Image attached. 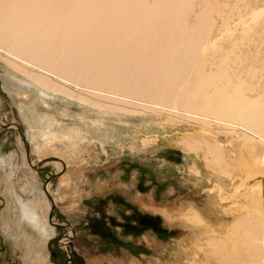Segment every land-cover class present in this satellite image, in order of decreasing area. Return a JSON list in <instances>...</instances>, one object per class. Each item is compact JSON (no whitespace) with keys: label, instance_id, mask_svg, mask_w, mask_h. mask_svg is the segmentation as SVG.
Returning a JSON list of instances; mask_svg holds the SVG:
<instances>
[{"label":"bare ground","instance_id":"6f19581e","mask_svg":"<svg viewBox=\"0 0 264 264\" xmlns=\"http://www.w3.org/2000/svg\"><path fill=\"white\" fill-rule=\"evenodd\" d=\"M261 1L254 0L255 4ZM250 6L245 17L239 11L238 33L229 38L227 46L213 45L218 56L225 58V69L215 70V60H210L209 71L201 73L194 60L207 52L214 15L221 16L223 26L230 22L218 0H0V61L24 84L15 94L32 106L49 109L51 101L59 98L93 112L88 127L74 122L66 126L38 113L37 124H31L30 129L34 150L39 152L48 145L58 149V142L69 154L83 150V143L104 150L98 134L105 131L118 141L123 128L131 134V143L140 138L142 146L154 145L160 136L151 134L148 139L144 134L159 129L169 136L172 129L168 128L173 127L164 123L161 115H165L182 124H196L189 126L194 130L174 128L181 135L179 144L186 153L203 150L204 157L226 175L231 174L225 166L227 152L243 150L245 163L258 175L253 202L264 200V94H247L264 85L253 81L264 76V62L259 72L252 63L244 65L241 57L247 53L246 41L256 42L254 39L264 34V3ZM241 68L247 69L248 81L238 73ZM219 77L225 79L224 87L217 86ZM103 114L113 115L110 128L104 126ZM75 116L86 121L84 114ZM208 125L217 133L222 128L225 135L215 133L209 140L204 127ZM117 126L121 127L118 133ZM51 162L57 168L65 166L61 159ZM12 165L11 155L0 157V168L9 169L7 180ZM191 166L198 174L195 161ZM46 183L43 188L47 192ZM8 189L16 226L29 224L41 239L48 237L52 227L46 215L38 213L35 203L22 200L13 186ZM190 218L201 222L196 212L186 216L188 221ZM241 218L246 219L237 235L236 253L243 249L246 257L241 264H264V212L254 215L246 210ZM252 218L260 219V229ZM11 233L18 240V234Z\"/></svg>","mask_w":264,"mask_h":264},{"label":"rangeland","instance_id":"374dc122","mask_svg":"<svg viewBox=\"0 0 264 264\" xmlns=\"http://www.w3.org/2000/svg\"><path fill=\"white\" fill-rule=\"evenodd\" d=\"M218 2L225 16H230V22L223 26L221 16L214 15L207 52L194 60L201 73L209 71L210 60H215V70L225 69L226 60L218 56V49L213 45L226 47L229 38L238 33L239 11L245 17L250 5L264 3ZM260 37L263 39H254L256 42L246 41L247 53L241 56L244 65L252 63L259 72L264 62V34ZM212 52L217 53L212 55ZM8 69L0 61V157L11 155L13 161L10 179L7 180L9 169L0 168V264H32L33 261L36 264H222L227 259L228 264H241L246 259L241 245L242 251L236 253L237 235L246 222L241 216L246 210L262 215L264 200L253 202L257 197L258 175H253L254 170L248 168L243 150L238 148V152L223 156L226 170L231 173L226 175L210 163L208 156L204 157L203 150L186 153L179 144L181 135L174 128L194 130L189 126L196 124H182L161 115L164 123L172 124L168 126L173 128H168L172 129L169 136L159 129L145 133L143 138H152L151 134L160 136L154 145L144 147L140 138L131 143V134L123 128L119 142L105 131L98 134L104 150L83 143V150L69 154L58 142L55 145L58 149L48 145L36 152L30 129L31 124H37L38 113H45L66 126L74 122L88 127L87 120L93 117V112L59 98L51 101L49 109L40 104L32 106L15 94L24 84ZM238 73L249 80L247 69H238ZM254 79L264 82V76ZM215 82L218 87L225 86L223 78H216ZM25 89L34 92L28 87ZM250 91L247 94L259 97L264 94V85L258 86L257 92ZM77 113L84 114L86 121L79 120ZM102 116L104 126L110 128L113 115ZM117 127L114 129L118 133L121 127ZM204 127L209 140L215 133L220 137L225 135L222 128L217 133L212 126ZM60 159L65 166L57 168L51 161ZM192 161L198 174L191 170ZM47 179L49 190L46 192L43 186ZM10 185L22 200L35 203L42 217L46 215L49 219L51 207L52 219L46 222L52 228L44 240L29 224L22 222L21 228L16 226V218L9 209L13 203ZM194 212L201 222L186 219ZM252 223L260 229L259 218H252ZM12 231L18 234V240Z\"/></svg>","mask_w":264,"mask_h":264},{"label":"water","instance_id":"95a60500","mask_svg":"<svg viewBox=\"0 0 264 264\" xmlns=\"http://www.w3.org/2000/svg\"><path fill=\"white\" fill-rule=\"evenodd\" d=\"M49 178H51V177H49ZM47 180H48V179H47ZM50 215H51V207H50V211H49V215H48V216L50 217Z\"/></svg>","mask_w":264,"mask_h":264}]
</instances>
